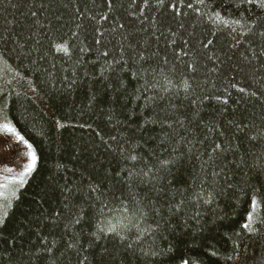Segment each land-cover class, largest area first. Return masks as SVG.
<instances>
[{
    "label": "trees",
    "instance_id": "trees-1",
    "mask_svg": "<svg viewBox=\"0 0 264 264\" xmlns=\"http://www.w3.org/2000/svg\"><path fill=\"white\" fill-rule=\"evenodd\" d=\"M4 121L0 264H264V0H0Z\"/></svg>",
    "mask_w": 264,
    "mask_h": 264
},
{
    "label": "rangeland",
    "instance_id": "rangeland-1",
    "mask_svg": "<svg viewBox=\"0 0 264 264\" xmlns=\"http://www.w3.org/2000/svg\"><path fill=\"white\" fill-rule=\"evenodd\" d=\"M9 129L11 131H9ZM19 138L20 136L9 127L7 121L0 123V158L3 159V162L0 163V181L4 180L3 184L0 183V207L6 199L12 196L13 187L17 184H8V182H6V180L13 176L15 172L14 165L11 164L12 160L17 156L14 160L18 166L16 169L24 173L32 162V154H34L33 150L29 147L27 142H21L19 146H17L16 144L19 141ZM20 147H23L24 149ZM19 149L21 150L20 152ZM24 173L21 175L26 178L31 172L27 175H24ZM20 181L21 179L17 180L18 183ZM2 215L5 216V212H3Z\"/></svg>",
    "mask_w": 264,
    "mask_h": 264
},
{
    "label": "snow or ice",
    "instance_id": "snow-or-ice-1",
    "mask_svg": "<svg viewBox=\"0 0 264 264\" xmlns=\"http://www.w3.org/2000/svg\"><path fill=\"white\" fill-rule=\"evenodd\" d=\"M58 51H64V52H66L67 49H66V48L58 49ZM9 131H11V130L9 129ZM35 163H36V157H35L34 154H32V162H31V164L28 166L27 171L24 173V175L29 174V173L33 170V168L35 167Z\"/></svg>",
    "mask_w": 264,
    "mask_h": 264
}]
</instances>
